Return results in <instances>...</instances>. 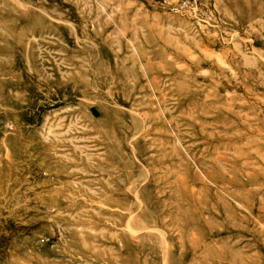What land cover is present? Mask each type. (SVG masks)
<instances>
[{"label":"rangeland","instance_id":"rangeland-1","mask_svg":"<svg viewBox=\"0 0 264 264\" xmlns=\"http://www.w3.org/2000/svg\"><path fill=\"white\" fill-rule=\"evenodd\" d=\"M0 264H264V0H0Z\"/></svg>","mask_w":264,"mask_h":264}]
</instances>
